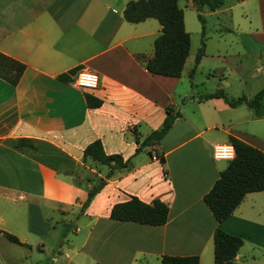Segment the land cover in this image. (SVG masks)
<instances>
[{"label":"crops","instance_id":"1","mask_svg":"<svg viewBox=\"0 0 264 264\" xmlns=\"http://www.w3.org/2000/svg\"><path fill=\"white\" fill-rule=\"evenodd\" d=\"M126 1L0 0V51L24 63L14 85L0 78V229L27 243H14L27 252L12 246L0 249V264H160L162 254H196L197 264H212L215 227L242 238L231 264H264V186L246 192L219 221L202 200L229 160L213 155L214 144L229 143L231 134L264 151V138L254 124L264 115L254 116L244 103L230 106L219 96L204 97L216 88L228 90L225 63L215 66L216 80L204 91L196 90L193 67L184 70L189 49L178 76L148 71L142 59L153 52L159 23L153 17L126 21L121 13ZM187 3L194 7L192 0ZM222 5L201 9L213 14L226 8ZM182 18L184 25L183 11ZM238 32L248 36V52L264 50L263 27ZM202 46L193 66L209 53L206 43ZM238 48L245 49L242 41ZM215 52V58L224 61ZM77 65L73 73L68 71ZM81 68L97 74L95 87L75 82ZM60 73L70 80L58 77ZM245 84L238 73L231 96L252 95ZM85 91L101 103L86 106ZM166 106L179 115L155 143L136 151L137 141L160 126ZM20 136L33 138L36 149L15 148ZM94 138L106 153L129 158V165L114 170L80 209L88 185L83 179L105 170L81 160L83 146ZM67 168L76 175L66 173ZM128 194L145 202L163 201L168 208L165 222L110 218L111 204ZM67 207H78L88 226L69 251L62 249L60 238L46 246L49 223L32 240L14 231L20 215L21 226L26 223L33 231L35 210L65 212ZM7 241L0 232V243Z\"/></svg>","mask_w":264,"mask_h":264},{"label":"trees","instance_id":"2","mask_svg":"<svg viewBox=\"0 0 264 264\" xmlns=\"http://www.w3.org/2000/svg\"><path fill=\"white\" fill-rule=\"evenodd\" d=\"M196 9V18L200 23V33L204 32V17L200 13L202 6L208 10L219 7L223 0H192ZM122 16L126 21L137 22L146 17H153L159 23V31L153 38V52L142 59L144 67L152 72L164 75L178 76L184 59L188 53L190 37L185 30L182 18V8L178 6L177 0H127L122 9ZM203 40L194 54V62H197L202 53ZM79 66H74L68 71L73 73ZM24 68V63L0 51V78L10 85H14ZM58 77L70 80L65 74L60 73ZM219 96L228 105L233 106L244 103L251 108L254 116L264 115V87L258 89L250 96L239 94L228 97L222 88H216L204 94V97ZM86 106L95 107L101 103V99L83 92ZM166 114L158 128L151 129L141 140L137 141V151L140 147L155 143L168 129L172 120L179 112L165 107ZM227 140L232 146L233 155L226 165L219 171L217 178L209 189L202 195V200L216 221L227 216L239 203L243 195L248 191H257L264 186V151L243 141L242 139L228 134ZM18 149L35 150L36 144L33 138L20 136L14 142ZM162 163L161 156L158 157ZM81 160L89 166L102 165L105 170L102 175L94 173L86 176L83 180L86 196L80 204L83 209L92 196L105 183L106 179L116 169L128 167L129 158H123L119 153H106L103 150L99 138L88 141L81 150ZM66 173L74 174V170L65 169ZM76 175V174H74ZM77 184L81 180L76 176ZM167 205L153 198L145 202L133 194L127 198L111 204L108 216L121 221H133L137 223L159 225L165 222L167 217ZM2 235L10 242L26 245V242L6 230L0 229ZM242 243L239 235L224 232L215 227L212 233L213 257L212 264H231L232 259ZM160 264H197L196 254L176 255L162 254L159 258ZM93 264H102L95 261Z\"/></svg>","mask_w":264,"mask_h":264},{"label":"rangeland","instance_id":"3","mask_svg":"<svg viewBox=\"0 0 264 264\" xmlns=\"http://www.w3.org/2000/svg\"><path fill=\"white\" fill-rule=\"evenodd\" d=\"M178 4L182 6L185 17L184 28L188 31L190 37L189 55L184 70L187 67H193L192 80L195 83L196 90L204 91L209 83L216 80L219 75L215 66L223 63L226 67L223 75L228 82V90H224L228 97L234 95L232 93L234 91L233 83L238 73L246 80L245 86L250 87L251 90L247 91L255 92L264 87V50L257 52L250 50L248 52L247 50L251 46V44H248L249 40H246L248 36L245 33L238 32L239 30L264 28V0H223L222 6L226 8L222 7L224 9L213 14H209L205 8L201 9L200 13L205 18L203 34L200 33V23L195 16L194 7L187 3V0H178ZM200 40L206 43L209 53L193 66V56ZM239 41H242L245 49L238 48ZM215 51H218L224 57V61L215 58ZM211 75L214 76L211 77ZM254 124L257 125L258 132L264 138V119L255 121ZM20 207L22 209L20 212H23L24 204L20 203ZM84 220L85 218L80 214L78 207H67L65 212H58L52 208H40L35 210L32 218L30 226L33 231L28 230L26 223L21 226V215L19 225L14 227V231L26 235L28 239L32 240L37 234L35 232L44 229L46 223H49L48 235L43 240L46 246L53 245L54 238H60L63 243L62 249L69 251L68 247L71 245L76 247L86 233L88 226L83 225ZM4 244L0 243L1 250H9L12 246L20 253L27 252L24 247L14 243L7 241L6 244L8 245ZM57 260L61 261L63 258ZM25 262L27 263V260ZM18 264H21V262Z\"/></svg>","mask_w":264,"mask_h":264},{"label":"built area","instance_id":"4","mask_svg":"<svg viewBox=\"0 0 264 264\" xmlns=\"http://www.w3.org/2000/svg\"><path fill=\"white\" fill-rule=\"evenodd\" d=\"M75 82L82 87H95L98 76L95 72L81 68L78 69L74 77ZM213 155L215 157L231 158L233 155L232 146L227 142L215 143L213 146Z\"/></svg>","mask_w":264,"mask_h":264}]
</instances>
